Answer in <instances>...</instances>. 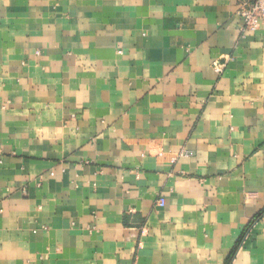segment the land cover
<instances>
[{
    "label": "crops",
    "instance_id": "obj_1",
    "mask_svg": "<svg viewBox=\"0 0 264 264\" xmlns=\"http://www.w3.org/2000/svg\"><path fill=\"white\" fill-rule=\"evenodd\" d=\"M237 9L0 0V264H264V23Z\"/></svg>",
    "mask_w": 264,
    "mask_h": 264
},
{
    "label": "built area",
    "instance_id": "obj_2",
    "mask_svg": "<svg viewBox=\"0 0 264 264\" xmlns=\"http://www.w3.org/2000/svg\"><path fill=\"white\" fill-rule=\"evenodd\" d=\"M238 9L237 13L243 19V27L245 29L254 30L264 23V0H237ZM213 69L215 73L220 75L223 71L224 64L214 61ZM187 155L188 153L183 152ZM157 204L164 205V198L159 197Z\"/></svg>",
    "mask_w": 264,
    "mask_h": 264
}]
</instances>
